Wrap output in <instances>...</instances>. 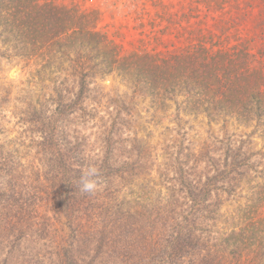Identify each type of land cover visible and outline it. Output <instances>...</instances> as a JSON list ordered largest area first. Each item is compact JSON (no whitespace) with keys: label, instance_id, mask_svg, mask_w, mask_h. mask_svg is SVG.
Listing matches in <instances>:
<instances>
[{"label":"trees","instance_id":"trees-1","mask_svg":"<svg viewBox=\"0 0 264 264\" xmlns=\"http://www.w3.org/2000/svg\"><path fill=\"white\" fill-rule=\"evenodd\" d=\"M89 1L0 0L37 91L15 137L0 108V264H264V0H114L112 32Z\"/></svg>","mask_w":264,"mask_h":264},{"label":"rangeland","instance_id":"rangeland-1","mask_svg":"<svg viewBox=\"0 0 264 264\" xmlns=\"http://www.w3.org/2000/svg\"><path fill=\"white\" fill-rule=\"evenodd\" d=\"M113 1L114 0H90L87 4V6L99 8L100 11L103 12V18L100 27H104L108 25L109 28L107 29L110 32H112L113 30V28H111L112 25H114V27H117L118 25L124 23V20L121 18L119 13L117 14L114 12L113 13L109 12L110 5ZM132 39H133L132 33L127 30L126 34L124 35V39L118 38L116 39V42L122 44L124 46V49L128 50L129 46L127 45V43ZM14 64L15 63L5 64L4 62H0V101L2 99L9 100L7 104L4 105L0 104V108H5L6 110L5 119L7 123H5L4 126L6 129L11 130V133L9 134V139L16 136L15 132H17L18 129L13 126L16 120L12 118V116H14L18 108L21 107V104H18L16 101H14V98L27 97L29 99H33L32 97L33 92H37L34 89L35 84H29V81L32 79L34 67L31 66L30 64L28 66H24L23 64H19V63L16 65ZM101 85L106 89L110 88V89H119L120 91L124 90V88L119 84V80L117 78L107 77L104 79ZM11 111L13 112V115H11ZM194 125L196 126V124ZM163 126H167V123H164ZM204 130L205 128L203 125L197 126L196 131L197 133H199V137H197L193 141H200L204 139L206 136L204 135ZM159 131L160 129L155 130L153 132V137L152 139L149 140L151 145H156V144L160 145L162 142L167 141V138L161 137L159 135ZM172 135L174 134L172 133ZM255 143H258V141H255ZM256 149H259V147ZM156 169L157 168L154 167V169L152 170L150 179H153V181H155V183L157 184L159 178ZM140 184L141 182L139 181L132 182L130 196L128 197L129 204L134 202L135 199L137 198V194L139 193L138 188ZM251 186H253V184L250 183L249 185L245 186L244 189L248 190L251 188ZM161 193H164L163 189H161ZM227 208H231V207L227 206L226 209ZM63 223L64 221L60 217V223L56 225L58 228V231L56 232L58 236L60 235L64 236L66 234V229Z\"/></svg>","mask_w":264,"mask_h":264},{"label":"clouds","instance_id":"clouds-1","mask_svg":"<svg viewBox=\"0 0 264 264\" xmlns=\"http://www.w3.org/2000/svg\"><path fill=\"white\" fill-rule=\"evenodd\" d=\"M99 170L89 165L85 171L82 172L80 178V190L86 194H93L98 190L99 185Z\"/></svg>","mask_w":264,"mask_h":264}]
</instances>
